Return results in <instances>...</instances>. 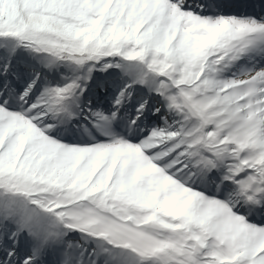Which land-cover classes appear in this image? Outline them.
I'll return each mask as SVG.
<instances>
[{
	"label": "snow or ice",
	"instance_id": "1",
	"mask_svg": "<svg viewBox=\"0 0 264 264\" xmlns=\"http://www.w3.org/2000/svg\"><path fill=\"white\" fill-rule=\"evenodd\" d=\"M0 264H264V0H0Z\"/></svg>",
	"mask_w": 264,
	"mask_h": 264
}]
</instances>
